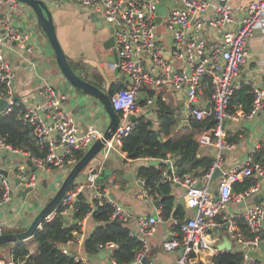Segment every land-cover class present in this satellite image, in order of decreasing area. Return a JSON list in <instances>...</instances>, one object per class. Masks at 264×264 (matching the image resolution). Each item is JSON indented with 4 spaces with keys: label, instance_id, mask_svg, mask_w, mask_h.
Listing matches in <instances>:
<instances>
[{
    "label": "built area",
    "instance_id": "1",
    "mask_svg": "<svg viewBox=\"0 0 264 264\" xmlns=\"http://www.w3.org/2000/svg\"><path fill=\"white\" fill-rule=\"evenodd\" d=\"M57 1L71 2L89 9L109 27L114 41L116 68L121 75L123 87L114 92L110 103L118 114L119 125L101 151L106 152L111 143L121 146L122 138L136 126L135 121L128 120L139 114L140 101L145 106L154 104L155 97L149 92L161 88L184 94V122L205 119L214 122L213 128L198 137L201 146H211L215 150L214 162L205 174L178 175L173 158H168L161 171L160 182L182 187L184 207L187 210L196 208L189 221L179 227V232L163 242L162 248L168 252H179L175 264H193L199 255L218 253L217 235L212 236L210 232L226 228L229 237L243 246L242 264H250L253 260L247 250L257 248L263 236L264 201L253 203L241 213L230 215L226 221L225 215L221 221H217L216 217L225 212L231 202L239 203L257 196L260 191L259 182L264 181V155L255 160L258 153L264 154V136L245 160L228 170L221 165L223 152L233 148L226 141L225 123L233 117L228 109L231 97L239 88L236 80L248 57V40L257 33L264 34V30H261L264 0L252 1L237 8L231 5L233 0H178L182 7L172 8L161 20L171 36L170 45H166L164 38L157 33L158 0ZM21 6L22 3L17 0H0V98L8 102V107L0 115L9 113L15 106H22L21 123L32 128L37 145L45 150V156L37 158L22 152L0 136V152L22 159L16 165L12 178L8 173L7 176L2 173L0 164V209L19 190L30 188L34 192L39 185L40 174H48L52 169L68 173L79 160L76 154H83L96 140L103 137L102 132L93 128L81 131L73 117L63 109L67 96L58 93L48 83L39 87L32 101L24 104L14 101L15 72L8 55L17 52L28 55L34 53L29 27L19 29L17 24ZM236 13L241 14L240 18L236 17ZM207 28H211L216 36L212 43H208L203 36ZM202 82L209 89V104H199V98L203 96ZM246 85L252 102L249 111L243 113L242 117L253 118L264 110V83L250 81ZM28 160L36 168L34 172L27 165ZM218 168L221 175L218 176L217 188L213 191L211 176ZM94 170L95 174L92 173ZM99 171L96 166L87 167L81 173L83 179L65 193L58 208L45 221L52 220L56 215L66 222L72 220L76 211L73 204L77 195L83 193L84 198L87 196L86 202L92 211L97 205L106 202L113 208L111 218L127 225L132 217L131 212L112 200L108 192L99 185ZM245 178L256 180L255 185L243 193L234 194L233 184L242 182ZM15 179L19 181L18 186L14 184ZM28 195L31 194L27 193ZM148 196V190L143 189L137 198L143 200L148 199ZM215 197H218L217 201L214 200ZM159 214L158 208L156 216L141 218L136 230L131 232L142 243V249L130 264H141L145 258L149 249L147 238L153 233ZM90 215L91 213H87L85 217ZM236 220L244 222L249 237H245L237 229ZM4 230L0 224V236L4 234ZM71 242L62 247L63 254L71 256L66 249ZM114 247V244L108 243L97 248L103 250ZM71 257L82 261L75 256ZM0 264L15 263L0 259ZM112 264L116 263L112 261Z\"/></svg>",
    "mask_w": 264,
    "mask_h": 264
},
{
    "label": "crops",
    "instance_id": "2",
    "mask_svg": "<svg viewBox=\"0 0 264 264\" xmlns=\"http://www.w3.org/2000/svg\"><path fill=\"white\" fill-rule=\"evenodd\" d=\"M44 1L49 2L48 8L52 14L57 38L64 53L65 50L58 37V32L62 34V40L65 42L72 41L75 34L79 33L80 35L81 28L91 36L97 59L91 64V66L87 65L85 61H81L79 64L81 67L79 73L93 81H95L93 78L96 76L97 79H99L103 91L108 90L112 85H122L123 82L121 75L116 68L117 62H115L114 58V46L111 47L107 43L112 37L109 27L103 21H101V25L95 26L90 20L89 13L71 2H59L57 0ZM252 1L256 0H233L231 5L234 8H237L240 5ZM181 7L182 5L178 0H158L157 2V19H160V22L156 21L158 23L157 33L164 38L166 45H170L171 36L164 28L161 21L162 17L172 8ZM240 16V13H236L237 18H240ZM17 24L19 29H26V27H29L34 46V53L28 55L24 52H17L8 55L10 65L15 72L14 98H16V100L14 101L20 102L21 104H24L26 101H32L36 96L39 87H41L43 83H48L55 88L58 93L67 96L63 109L73 117L81 131L93 128L103 133L109 123V118L105 111L95 98L89 95H84L80 91L74 89L63 78L45 35L36 25V18L33 11L25 5L21 6V12L17 17ZM262 29L264 30V22L262 23L261 30ZM203 36L208 43H212L216 40V36H214L211 28L204 30ZM66 57L69 58L67 55ZM69 60L74 62V60L70 58ZM250 81L264 83V34L257 33L248 40V57L241 67L240 74L236 80L239 86L238 90L241 86H247L246 84ZM201 87L203 90V96L199 98V104H209V89L205 87L203 82ZM146 92H148V90L144 93ZM150 93H153L155 98L160 96L162 100L175 110L176 116L179 119L180 129L181 126L188 124V122L182 120L184 112V94L182 92L161 88ZM140 102L143 101L141 100ZM232 108L235 109V112L234 114L230 113L228 109L229 114L233 115V117L226 121L225 133L226 138H233L236 135L237 141L235 143L232 142V149L225 150L222 154L221 165L222 168L226 170L233 168L239 162L245 160L252 153L256 144L261 142L264 136V110L253 118H245L242 117L243 111L241 110V105L239 103L233 104ZM150 110L153 111L152 114ZM152 115L154 116V120H151L150 118ZM140 117H143L144 121L150 122L152 126L156 128L157 120L155 102L150 106H145V104H143L137 115V119ZM128 122H132L130 118ZM174 131H176L175 128L171 133L172 137L179 135L174 134ZM111 144L113 146L111 145L110 148H107L106 152H104V150L101 151L88 167H98L100 171L97 176L100 174L101 169H107V171L110 172L109 175H104L101 179L97 178V182L108 192L112 200L122 205L125 210L131 212L132 217L127 223V227L131 232H134L137 228V223L141 218L156 216L159 205L156 207L154 202L160 200V198H158L157 195L153 197L149 194L148 199L142 200L137 198V195H139L143 189H146L143 180L137 177V171L140 167L149 165V159H127L126 155L120 151V147H118L117 144ZM200 150L201 154L215 158V150L211 146H201ZM83 154H81V156ZM168 158L170 157H167L164 160L161 159L162 164L160 166H163V169L166 166ZM21 161V157L6 152H0V164L3 170L7 171L10 176H13L16 165L21 163ZM66 175L67 173L64 171L56 169H52L48 174H40V182L36 189L42 186L43 181L46 182V188L43 189L42 192V196L45 194L44 199L41 203L38 201V207H34L31 204V195H28L26 200L23 201L21 198L17 197L16 192L11 200L0 209V224L3 225L4 229L25 230L39 210L47 203L48 199L55 191L56 186L61 184ZM82 179L83 174L79 176L74 185ZM259 185L260 191L258 195L264 196V181L259 182ZM171 187V194L175 203L174 205H183L184 189L175 184H171ZM216 188L217 179L215 181L211 180V189L214 191ZM254 197H256V195L246 198L243 202H231V204L225 209V212L220 213L216 217V220L221 221L225 215L226 221L230 215L241 213L245 208L256 203ZM185 212V217L193 213L192 208H190V210L185 208ZM70 221L71 220L68 222ZM176 222V220L164 221L161 220L160 217L158 218L153 233L147 238L149 249L145 257L148 258L149 264H175L179 252L165 251L162 248V244L173 238L176 233L179 232V229L176 230V227L179 228ZM239 224L244 225V222L242 220L235 221L237 229L243 234L240 230ZM96 226L97 223L92 220L91 216L83 218L80 224V231L74 234V239L67 245L66 249L71 256L77 257L85 264H112L111 254L113 248L99 249L94 254H89L84 249L85 239L91 235ZM210 234L212 236L217 235L218 243L216 247L218 252H244L243 246L229 237L226 228L211 230ZM243 235L245 236V234ZM225 240L231 244V248L229 250H219L218 246ZM24 243L27 245L30 253L35 251L36 244L31 238L26 239ZM5 251L7 252V256L0 257V259L9 262L12 261L9 252L7 250ZM247 251L251 260L255 262L257 261L259 264H264V236H262L261 242L257 248ZM216 254L217 253H204L199 255L196 257V262L193 264H211V259Z\"/></svg>",
    "mask_w": 264,
    "mask_h": 264
},
{
    "label": "trees",
    "instance_id": "3",
    "mask_svg": "<svg viewBox=\"0 0 264 264\" xmlns=\"http://www.w3.org/2000/svg\"><path fill=\"white\" fill-rule=\"evenodd\" d=\"M67 61L78 76L89 81L101 89L99 79L94 76L95 81L82 76L79 73L81 69L79 64L69 60ZM123 85H112L105 90L109 97L115 91L121 89ZM247 86H241L231 97L229 104L230 113L235 112L233 104H240L243 113L250 109L251 97L247 93ZM150 93V92H149ZM153 94V93H151ZM144 102H140L142 106ZM22 106H15L7 114L0 115V136L5 142L22 152L28 153L37 158L45 156V150L41 149L36 142L32 128L23 125L20 120ZM155 113L157 126L154 128L148 121L140 117L135 121V128L121 140L120 151L126 155L127 159H166L173 158L178 175L194 174L201 176L207 172L214 162L212 156L201 154V146L198 143L200 134L209 131L214 126L210 119L202 121L189 120L187 125L181 126L179 135L172 137L171 133L179 125V119L175 110L170 107L160 96L156 97ZM227 143L237 141V136L226 138ZM263 153H258L255 160L262 157ZM80 159L81 154H76ZM163 166H142L137 171V177L144 182V187L148 190L150 196L157 195L160 198L159 217L161 220H182L186 212L183 205H174V198L171 194L172 187L170 183H161L160 174ZM256 180L245 178L242 182H236L232 186L234 194H240L247 191L255 185ZM58 213V212H57ZM87 213H91V218L97 223V226L84 241V249L89 254H94L99 245L112 243L115 247L112 250L111 259L116 264H130L136 254L142 249V243L136 237L131 235L130 229L124 223H113L111 218L113 208L106 202L96 206L92 211L85 198L81 199L76 206V211L72 215V220L66 222L61 216L56 215L50 221H44L32 236V241L36 244L35 251L29 252L24 242L19 243L9 251L12 261L17 264H85L82 261H76L73 257L63 254L62 247L74 239V232L80 231L78 222L82 221ZM240 230L249 237L247 228L240 225ZM179 228L176 227V230ZM23 230H5L6 233L22 232ZM264 236V233H263ZM244 253L221 251L214 255L211 264H242ZM141 264H149L148 258H144ZM201 264V263H198ZM250 264H259L251 261Z\"/></svg>",
    "mask_w": 264,
    "mask_h": 264
},
{
    "label": "water",
    "instance_id": "4",
    "mask_svg": "<svg viewBox=\"0 0 264 264\" xmlns=\"http://www.w3.org/2000/svg\"><path fill=\"white\" fill-rule=\"evenodd\" d=\"M17 1L27 6L33 11L36 18V25L41 29V31L45 35L52 49V52L56 60V64L63 78L74 89L80 91L82 94L89 95L95 98L100 103L107 117L109 118V123L107 128L103 132L102 139L96 140L90 146V148L80 157V159L75 163V165L70 169V171L64 177L60 186L55 189L52 196L48 199L47 203L39 210V212L34 217L30 225L22 232L6 233L0 236V246L13 243L14 245L12 246V248H14L19 243L24 242L26 239L32 238L35 231L45 221L46 217L49 216L52 212H54L58 208L63 196L76 183L81 173L101 152L105 142L111 140L114 132L116 131V128L119 125L118 114L112 108L110 103V98L107 92L103 91L102 89H99L97 86L93 85L89 81L84 80L82 77L78 76L71 69L67 61V57L57 38L53 17L48 8L49 2L44 0H17ZM82 9L89 13L90 20L95 24V26L101 25V20L99 17H97L94 13L90 12V10L87 8H82ZM157 22H160V19H157ZM107 43L111 47H113L114 45L113 38L111 37ZM114 58H115V62H117V54L115 50H114ZM14 100H16V98H14ZM154 102H156V98ZM7 107H8V102L0 98V113L5 111ZM130 119L131 121H135L137 117L131 116ZM148 164L150 166H157V165H161L162 162L161 159H149ZM27 165L31 168L32 172L36 170L35 166H33L29 160L27 161ZM2 173L5 176H7V172L5 170H2ZM92 173L95 174L96 171L94 170ZM109 173L110 172H108L107 169H101V172L97 176V178L101 179L104 175H109ZM220 175H221V170L219 168L215 169V171L211 176V180L215 181ZM14 184L15 186H18L19 181L15 179ZM45 188H46V182L43 181L42 186L38 189H35L34 192L30 188L19 190L17 192V197L25 201L27 197V193H30L32 196L31 204L34 207H38V198L42 196L43 189ZM83 197L84 194L79 193L73 205L76 207L79 201L83 199ZM263 199H264L263 195H258L254 197V201L256 202L263 201ZM214 200L217 201L218 197H215ZM159 203L160 200H157L154 202V205L157 207ZM195 210L196 208L193 207L192 211L194 212ZM190 217L191 214L187 215L184 219L177 221L176 222L177 226L180 227L186 224L189 221ZM113 223H119V222L117 220H113ZM230 248H231V244L227 240H225L222 244L218 246L219 250H224V249L229 250Z\"/></svg>",
    "mask_w": 264,
    "mask_h": 264
},
{
    "label": "rangeland",
    "instance_id": "5",
    "mask_svg": "<svg viewBox=\"0 0 264 264\" xmlns=\"http://www.w3.org/2000/svg\"><path fill=\"white\" fill-rule=\"evenodd\" d=\"M63 5V4H62ZM81 34H75L73 36V40L69 42H65L62 40V34L58 32V37L61 41V44L63 45V48L65 50V55H67L70 59L74 60L76 64H80V62L85 61L87 65L91 66L93 62L96 61L97 55L94 52L93 43L91 40V36L87 34L86 31H84L82 28L80 29ZM59 69V68H58ZM182 96V95H181ZM147 111V110H146ZM151 114L153 113L152 110H150ZM151 120H154V116L152 115ZM176 131H174V134L180 133V124L176 126ZM45 196V194H44ZM44 196H41L38 198L39 203L44 199ZM14 244H6L0 247V257L7 256V250L10 251L11 247Z\"/></svg>",
    "mask_w": 264,
    "mask_h": 264
}]
</instances>
